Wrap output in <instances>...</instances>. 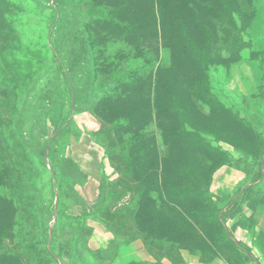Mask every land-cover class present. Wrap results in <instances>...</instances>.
<instances>
[{"label":"rangeland","instance_id":"1","mask_svg":"<svg viewBox=\"0 0 264 264\" xmlns=\"http://www.w3.org/2000/svg\"><path fill=\"white\" fill-rule=\"evenodd\" d=\"M223 171L247 181L216 202ZM250 186L264 0H0V264H264L216 220Z\"/></svg>","mask_w":264,"mask_h":264},{"label":"crops","instance_id":"2","mask_svg":"<svg viewBox=\"0 0 264 264\" xmlns=\"http://www.w3.org/2000/svg\"><path fill=\"white\" fill-rule=\"evenodd\" d=\"M95 152L97 153V151ZM74 158L75 157H71V159L87 176L85 185H80L81 198L85 201V203L92 201L95 198V192L100 180L98 161H95L94 163L93 161L89 160L86 165H83L84 161H82V159L76 161ZM95 159H99L98 153L97 158ZM223 173L224 176H220L219 174L217 177H213L211 182V191L214 197L217 199L229 194L227 187L230 185L239 187L245 184L247 181V177H245L242 173L236 172L234 173L235 175H229L228 171H223ZM245 209L249 211V214L246 216H251L249 218H251L253 222H249V218L244 217L243 214L246 210H241L235 214L234 218L228 219L224 225L227 229L229 238L233 243H239L240 245L251 248L253 256L259 257L261 256V252L258 249L260 245V239H264V206L259 205L254 211L248 208ZM239 219L242 220L244 226L232 228L234 223ZM209 264H221V260L217 259Z\"/></svg>","mask_w":264,"mask_h":264},{"label":"trees","instance_id":"3","mask_svg":"<svg viewBox=\"0 0 264 264\" xmlns=\"http://www.w3.org/2000/svg\"><path fill=\"white\" fill-rule=\"evenodd\" d=\"M69 163L72 164L73 166H75L76 170L79 173V176H80L79 178L81 180H84L86 182L87 176H86V174H84L81 171V169L79 168V166L71 158L69 159ZM246 174L247 173H245V175ZM240 192L242 193V195L240 197V200H239L240 202L241 201H245L247 198L249 199V200H247L249 202V205L246 206L248 209L254 211L257 208V206H259V205L264 206V199L263 198L257 199L255 201H250L251 198H254L253 197L254 196V194H253V188H251V186L248 189L246 188V189H243L241 191L238 190L237 191V196H240ZM251 195H252V197H251ZM78 197L80 198L79 199L80 200V205H83L85 203V201L80 196H78ZM211 197H212L211 199L214 198L216 202L218 201V199L215 198L214 196H211ZM240 211H241V209H238V207L235 208L233 211H227V213H226V211L217 209L216 220L218 221V223H220L221 229H222V231L225 234H228L227 229L225 228V225H224L225 222L228 219L234 218L235 217V214L238 213V212H240ZM249 222H253L251 218L249 219ZM237 226H239V227H243L244 226L243 223H242V220L239 219L238 221H236L234 223V225H233L232 228H235ZM228 236H227V239L231 241V239ZM238 245H240V244L238 243Z\"/></svg>","mask_w":264,"mask_h":264}]
</instances>
